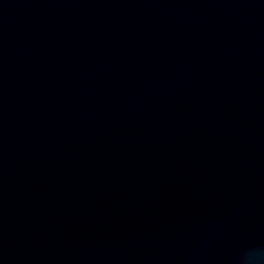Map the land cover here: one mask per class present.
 <instances>
[{
    "label": "water",
    "instance_id": "obj_1",
    "mask_svg": "<svg viewBox=\"0 0 264 264\" xmlns=\"http://www.w3.org/2000/svg\"><path fill=\"white\" fill-rule=\"evenodd\" d=\"M0 264H264V0H0Z\"/></svg>",
    "mask_w": 264,
    "mask_h": 264
}]
</instances>
